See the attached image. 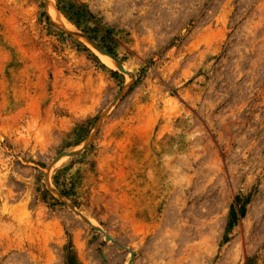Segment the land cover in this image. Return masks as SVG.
Instances as JSON below:
<instances>
[{
	"label": "rangeland",
	"instance_id": "rangeland-1",
	"mask_svg": "<svg viewBox=\"0 0 264 264\" xmlns=\"http://www.w3.org/2000/svg\"><path fill=\"white\" fill-rule=\"evenodd\" d=\"M170 248L264 264V0H0V264Z\"/></svg>",
	"mask_w": 264,
	"mask_h": 264
},
{
	"label": "bare ground",
	"instance_id": "bare-ground-1",
	"mask_svg": "<svg viewBox=\"0 0 264 264\" xmlns=\"http://www.w3.org/2000/svg\"><path fill=\"white\" fill-rule=\"evenodd\" d=\"M105 59L109 60L110 63H113L109 58L106 57ZM157 256L159 257V261L156 264H170L169 261H165V258H172L173 250L170 248L168 254L163 251V254H157Z\"/></svg>",
	"mask_w": 264,
	"mask_h": 264
},
{
	"label": "trees",
	"instance_id": "trees-1",
	"mask_svg": "<svg viewBox=\"0 0 264 264\" xmlns=\"http://www.w3.org/2000/svg\"><path fill=\"white\" fill-rule=\"evenodd\" d=\"M234 225V221L231 219L228 223L227 231Z\"/></svg>",
	"mask_w": 264,
	"mask_h": 264
},
{
	"label": "water",
	"instance_id": "water-1",
	"mask_svg": "<svg viewBox=\"0 0 264 264\" xmlns=\"http://www.w3.org/2000/svg\"><path fill=\"white\" fill-rule=\"evenodd\" d=\"M101 230V229H100Z\"/></svg>",
	"mask_w": 264,
	"mask_h": 264
}]
</instances>
